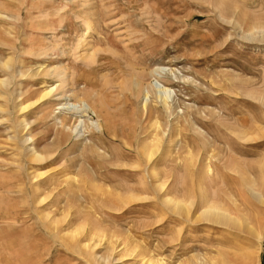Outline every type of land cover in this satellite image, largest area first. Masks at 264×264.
Segmentation results:
<instances>
[{"label":"rangeland","instance_id":"374dc122","mask_svg":"<svg viewBox=\"0 0 264 264\" xmlns=\"http://www.w3.org/2000/svg\"><path fill=\"white\" fill-rule=\"evenodd\" d=\"M262 31L264 0H0V62L13 63L10 74L0 67L9 80L0 87V264H218L217 249L241 255L245 244L248 264H264V228L257 251L254 239L162 203L193 199L192 215L202 194L264 221L263 205L241 204V177L258 187L264 163ZM156 67L166 106L148 88ZM141 72L146 111L132 85ZM51 87L44 103L16 112ZM73 93L94 113L64 110ZM154 120L162 144L145 166L138 150ZM31 146L52 155L30 162Z\"/></svg>","mask_w":264,"mask_h":264},{"label":"bare ground","instance_id":"6f19581e","mask_svg":"<svg viewBox=\"0 0 264 264\" xmlns=\"http://www.w3.org/2000/svg\"><path fill=\"white\" fill-rule=\"evenodd\" d=\"M87 29H88V31H93V27L91 25H87ZM259 35H260V33L257 36H259ZM261 35H260L261 38L264 39V31L261 32ZM258 39H260V38H258ZM93 55H94L93 52L92 53L86 52V54H85L84 57L86 59H88L92 63V61L94 59V56ZM12 65H13V63H12V57H8L4 61L0 62V67L3 70L9 72V74L13 72ZM163 70H164L163 67H156L154 69H151L150 72H148L147 75L150 78L152 77L153 78V81H155V82L149 83L148 88H151L152 91L155 89V91H156V94H155L156 96L155 97H157V100L160 101L163 106H166L167 105V101H168V99L170 97V92L171 91H170L169 88L164 87L162 84H160L159 81L157 80L158 76L161 74V71H163ZM129 73H130V71L127 74L129 75ZM134 74H132V80H133L132 85L134 86V89L139 94L140 93H144V95L142 94L143 96L141 94H140V96H141V98L143 97V108L144 107L147 108L146 102H147V99L149 97L148 96L149 90L147 88H143L144 82H143L142 78L144 76H142V72L139 75L137 74V76H134ZM17 75L22 76V74H21L20 71H18V74ZM12 76H13V74H12ZM8 84H9L8 77L6 79L5 78H1L0 79V87L1 88H3V89L4 88H7ZM126 88H129V91H130V87H126ZM52 92H53V88L52 87L49 88V89L46 88V89H43V90H41L39 92V94L37 95L38 96L37 99L34 100V101H31L30 102V99L26 100L25 102L19 101V103L16 104V112L19 113V112L25 111V110L31 108L32 106L36 105L38 102L39 103H41V102L44 103V101L45 100H48V98L50 97V95H52ZM132 92H133V90H132ZM78 94H80V92ZM139 94H138V96H139ZM73 95L75 96L76 101L75 102H72V103H68V105L64 108V110L66 109L71 114L72 113L73 114H78V113L81 114V113H84V112H87V111H91V113L92 112L94 113L93 108L87 102H85V99H86L87 96L85 98L84 97H79V95H77V93H73ZM137 97H136V99H138ZM3 99H4V97H3ZM160 102H158V103H160ZM101 104H102V102H101ZM128 105L130 106L131 104L128 103ZM141 108H142V106H141ZM143 108H142V110H143ZM146 108H144V110ZM164 108H167V107H164ZM4 109H6V106H3V105L0 106V111H4ZM152 111H151V109H148L147 110L148 117H151L152 116ZM167 113H168V111H167ZM24 122L25 121L23 119H21V120L19 119L18 120V124H19L18 127L21 126V130H23L26 127V125H27V123H24ZM78 122L80 123L81 121L78 120ZM59 123L61 125H63L62 124V121H60ZM73 127H74V129H76L77 125H74ZM94 127L95 128H98V129L100 128V126L97 123H94ZM152 127H153V130L152 129L151 130L153 131V133H152V138L149 140L150 141V144L147 145L145 143V141H144V143L141 142V143H143V145H141V147L138 150V155L140 157L139 159H142L144 161V163L143 162L142 163L145 166H148L149 165V162L151 160L153 162L154 159H152V158H154V156L156 155L159 147H161V144H162V138L158 134V130H159V127L160 126H159V124H157V120H154L152 122ZM28 138L31 139L30 136ZM147 143H148V141H147ZM51 155L52 154L49 153V151H47V150H44L43 151L41 149H35V147L31 146V149H30V151L28 153V160L30 162H42V161L50 158ZM156 156H158V155H156ZM263 167H264V163L262 164V166L260 168V177H259L260 178V181H259L260 184H259L258 187L255 186V185H253V183H251V180L248 177H246L244 175L243 176L241 175L242 176L241 177L242 178V184L241 185H243V187H244L242 189L245 190L244 191L246 193L245 196H247V199H245V200H243L241 202V204H242V206H243L244 209L245 208L246 209L249 208V206H251V205H253L255 208H258V206H262V205L264 206V169H262ZM150 175L153 178V183H154V185H153V191L154 192H157V191L161 190V184L158 182L159 181L158 180V177H159L158 174L157 173H154L153 169H151ZM256 179H258V177ZM141 183H142V186H144V187L147 186V184H148L147 181H145L144 179L142 180ZM200 191H201V189H200ZM35 193H36V191H35ZM128 197L129 198H132L133 197V194H129ZM199 198H200L199 199V201H200L199 202V209H198V211L196 210V212H197L196 214H192V215L190 214L191 215L190 218H189V216H190L189 215V212H191V211H189L190 210L189 208H190V206H191V204L193 202V199L192 200L188 199V201L186 200L184 202L183 199H177V198H174L173 199L171 197H168L167 195H163V201H162V203L168 204L169 206L168 205H166V206L170 207V209H171V211L173 213H176L177 215L181 216L186 221H192V219H193L192 222L206 221L208 223H211V224L218 225V226L222 227L224 230H226V232H228L231 235H234V234L237 235L238 234V236H242L244 239L252 238V239H254L256 241L255 243H257L255 249H257V251H258V244H260V238L262 237L261 235H262V230L264 228V221H260L257 224V226H255L252 223V218L253 217H250L251 213L249 214V213L242 212L241 210H239V207H240L239 205L232 206L233 205V203H232L231 206L233 207V209H230L227 206H223V205L221 206V205H219V204H217L215 202H209L208 204H204V201L203 200L205 198L203 197L202 194L200 195ZM126 199H127V197H126ZM118 200H120V198ZM131 200H133V199H131ZM229 200H230V198H229ZM229 206H230V204H229ZM54 221H51L50 223H54ZM55 223H56V221H55ZM70 241L69 242L72 244V239ZM74 241H76V239ZM227 242H225V243H227ZM76 243H78V242H75L74 246H72V247H75V249H77L76 248ZM78 248L81 249L80 245H79ZM239 248H241V247H239ZM250 248H252L250 245H248V244L246 245L245 244L244 247L242 248L243 249V252L241 253V255H239V254L236 255V254H234V252L233 253H231V252H229V253L228 252H224V251H220V250L217 249V251L215 250L216 251L215 253L217 255H220V263H218V264H248V261L250 260V257L252 255V253L255 254L254 252L251 253ZM141 261H142V264H166L162 259H159L157 261H154V260L148 259V258H146L144 256L141 258ZM191 261H194V260H191ZM183 264H217V259H215L213 257L210 260H206L204 257H195L194 263L186 262V263H183Z\"/></svg>","mask_w":264,"mask_h":264}]
</instances>
